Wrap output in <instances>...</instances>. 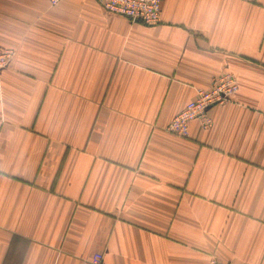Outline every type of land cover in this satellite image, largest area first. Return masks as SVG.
Returning a JSON list of instances; mask_svg holds the SVG:
<instances>
[{"label":"crops","instance_id":"obj_1","mask_svg":"<svg viewBox=\"0 0 264 264\" xmlns=\"http://www.w3.org/2000/svg\"><path fill=\"white\" fill-rule=\"evenodd\" d=\"M0 264H264V0H0ZM232 73L212 124L168 129Z\"/></svg>","mask_w":264,"mask_h":264},{"label":"built area","instance_id":"obj_2","mask_svg":"<svg viewBox=\"0 0 264 264\" xmlns=\"http://www.w3.org/2000/svg\"><path fill=\"white\" fill-rule=\"evenodd\" d=\"M58 0H53L57 2ZM164 0H98L104 9L121 14L131 21H139L146 25H155L161 20V8ZM10 52L0 53V72L9 63ZM239 90L235 76L223 73L215 76L209 87L198 88L193 100L177 113L168 125L169 131L180 135H189L190 123L199 120L202 127L206 128L212 124L209 115L211 107L223 104L234 98ZM83 264H105L104 252H95L84 259ZM210 264H226L216 259Z\"/></svg>","mask_w":264,"mask_h":264}]
</instances>
